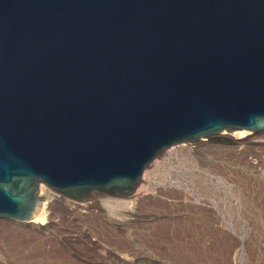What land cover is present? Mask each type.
I'll use <instances>...</instances> for the list:
<instances>
[{
  "label": "water",
  "instance_id": "water-1",
  "mask_svg": "<svg viewBox=\"0 0 264 264\" xmlns=\"http://www.w3.org/2000/svg\"><path fill=\"white\" fill-rule=\"evenodd\" d=\"M264 132V0H0V219L39 186L130 197L171 147Z\"/></svg>",
  "mask_w": 264,
  "mask_h": 264
},
{
  "label": "rangeland",
  "instance_id": "rangeland-1",
  "mask_svg": "<svg viewBox=\"0 0 264 264\" xmlns=\"http://www.w3.org/2000/svg\"><path fill=\"white\" fill-rule=\"evenodd\" d=\"M155 160L137 202L92 194L77 204L41 187L43 221L0 220V264H264V132Z\"/></svg>",
  "mask_w": 264,
  "mask_h": 264
},
{
  "label": "bare ground",
  "instance_id": "bare-ground-1",
  "mask_svg": "<svg viewBox=\"0 0 264 264\" xmlns=\"http://www.w3.org/2000/svg\"><path fill=\"white\" fill-rule=\"evenodd\" d=\"M234 132H240V134L242 135V132L244 133V131H234ZM175 147H177V146H175ZM156 161V160H155ZM154 163V162H153ZM152 163V164H153ZM151 164V165H152ZM150 165V166H151ZM149 166V167H150ZM148 167V168H149ZM146 171H147V169H146ZM146 171L144 172V174L142 175V178H141V181H140V183H139V185H138V187L136 188V190L134 191V193L130 196V197H132L135 193H137V190H138V188H139V186L141 185V182H142V180H143V177H144V175H145V173H146ZM41 187H43V186H39V195H40V189H41ZM146 190L147 189H144V188H141L139 191H138V193L137 194H135V197H134V199H133V202H137V201H139L141 198H143L144 197V195H145V193H146ZM92 200V199H91ZM40 201H41V205H40V209H39V211H38V214L36 215V217L34 218V219H32L31 221H29V222H26V223H22V224H20V225H24V224H28V223H30V222H33V221H43V219L45 218L44 216H45V214H46V212L47 211H45V204L43 203V201H42V199L40 198ZM46 203V202H45ZM74 203V202H73ZM47 204V203H46ZM78 204V203H77ZM81 204V203H80ZM85 204V203H84ZM51 207V206H50ZM47 210V209H46ZM47 215V214H46ZM0 220H3V219H0ZM4 221H7V220H4ZM8 222H10V221H8ZM39 223V222H38ZM15 224H18V223H15Z\"/></svg>",
  "mask_w": 264,
  "mask_h": 264
}]
</instances>
